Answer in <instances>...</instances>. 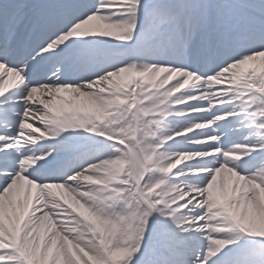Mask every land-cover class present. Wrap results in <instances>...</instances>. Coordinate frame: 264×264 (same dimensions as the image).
<instances>
[{"label":"bare ground","instance_id":"bare-ground-1","mask_svg":"<svg viewBox=\"0 0 264 264\" xmlns=\"http://www.w3.org/2000/svg\"><path fill=\"white\" fill-rule=\"evenodd\" d=\"M39 1L0 0V99L18 109L0 127V264H139L146 251L140 264H264V0ZM38 75L60 98L27 87ZM232 93L224 123L212 99ZM39 106L45 132L26 121Z\"/></svg>","mask_w":264,"mask_h":264},{"label":"rangeland","instance_id":"rangeland-1","mask_svg":"<svg viewBox=\"0 0 264 264\" xmlns=\"http://www.w3.org/2000/svg\"><path fill=\"white\" fill-rule=\"evenodd\" d=\"M242 1H244V2H248V3H250V4H253L254 2L252 1V0H242ZM93 12V11H92ZM78 17V16H77ZM76 18V17H75ZM79 19H80V17H79ZM79 19H70V21L67 23V29H65V30H69L70 28H72V24L74 23V22H76V21H78ZM75 20V21H74ZM74 21V22H73ZM73 22V23H72ZM263 23H264V21H263ZM73 26H74V24H73ZM184 30V31H187L189 34L192 32V35L193 34H195L196 32H197V30L198 29H194L193 28V26H191L190 24H187V25H185L184 27H180V30ZM260 32H263V30L262 29H259V28H257ZM5 30V29H4ZM57 32V33H56ZM55 32V35H53V37H51V38H54V36H56V34H61V33H63L64 31H63V29H60V30H57ZM256 35H258L259 36V34L258 33H256ZM50 39H47L46 41H44L45 43L46 42H48ZM42 44V43H41ZM29 44H27V52H28V48H29V46H28ZM176 47L178 48V49H180V50H184V45L182 44V45H180V44H176ZM216 50V49H215ZM218 50V49H217ZM27 54H29V52L27 53ZM39 54H40V52H37V53H35V55L34 54H32V55H30V58H32V59H34V61L31 63V67H35V66H37L38 64H39V62L41 61V57L39 56ZM8 55H10L11 57H10V59H12L13 58V54H10V52H9V54ZM218 53L216 54V57L215 58H217L218 57ZM7 59V58H6ZM222 59V58H221ZM9 60V59H8ZM67 61L68 60H63L59 65L58 64H50L51 66H50V68H51V70H56L57 69V71L58 70H62V69H66V67H67ZM212 62V61H211ZM236 62V60H234V59H230L229 60V65L230 64H232V63H235ZM6 64H8L6 61H2V65L4 66V65H6ZM20 65V63H17V64H14L13 66L14 67H17V66H19ZM120 65H122V64H120ZM120 65H119V67H120ZM178 65H182V66H184V68L182 69V70H179L178 68L180 67V66H178ZM225 66H222L221 68H224ZM171 70H173V72H174V70H175V72H179V74H183V75H186L187 74V71H188V69H187V71H186V69L185 68H187L186 66H185V64H182V63H180V62H176V63H173L172 65H171ZM185 69V70H184ZM24 74V73H23ZM133 74H137V72H134ZM208 75H213V74H208ZM207 75V76H208ZM221 75V77L220 78H218V79H220V80H222V81H224V82H226L227 84H230L231 83V81L229 80V78H226L228 75H229V73H221L220 74ZM185 78L183 77V80H184ZM26 84H27V87L29 88V89H31L32 90V92L33 93H36V91H41L42 90V92H43V90H46L47 91V93H45V92H43L42 94H41V97H42V99H44V100H46V102H50V101H52L53 99H55V98H57L58 99V97L56 96V90H55V87L53 86V87H48V86H46L47 84H46V82H45V79H44V77L43 76H41V75H38L36 78H26ZM225 87V86H224ZM194 95V93H191V92H188V93H184L180 98H179V103H181L182 104V102H186V101H190V100H192V98L194 97L193 96ZM26 96H28V97H30L29 95H26ZM60 98V97H59ZM107 100H109V99H107ZM36 102H39V99L37 98L36 100H35ZM212 101L213 102H215V103H219L220 104V101H223V103L222 104H224V106H228V107H226L223 111H217L216 112V114L217 115H220V114H222V115H224V123H227L230 119H231V116L233 115V113L234 112H237V111H239V109H240V107H239V103H240V101H241V96H239V94H235V93H232V94H226V95H222V94H218V96H217V98L216 99H212ZM14 104V105H13ZM15 102H13V96H7V97H3V98H1L0 99V127H1V125H3V128H13V113H16V112H18V109H16V107H13V106H15ZM40 108H42V106H39V107H37V109L36 110H33V112H30V113H28L33 119H29V120H26L30 125H31V127L32 128H34V129H36V130H38L39 132H45L46 131V125H43L42 123L43 122H46L49 118H50V115L48 114V113H44V109H42V110H40ZM194 108V107H193ZM34 109V108H33ZM189 110L191 111V109H187V111H183V113H186V112H189ZM3 112H5V114L6 115H9L8 117H3L1 114L3 113ZM44 114V115H41V114ZM39 121V122H38ZM222 122V123H223ZM0 135H4V133H3V131H1L0 130ZM36 136H38V135H35L34 137H36ZM0 152H1V150H0ZM3 170H1L0 169V174H1V172H2ZM178 175V172H174V173H172L171 174V179L172 180H175V179H177V177H172V176H177ZM0 178H1V175H0ZM196 190V189H195ZM182 196H180V195H177L176 197H175V199L173 200V202L172 203H177V202H180V201H182ZM136 211H139L141 214H143V215H145L146 214V211H145V209L144 208H141V209H139L138 207H135L134 208ZM151 212V211H150ZM64 218H66V216H64ZM189 231V228L188 227H185V226H182L181 228H180V232H181V234L182 235H185V233H187ZM209 235V233L207 232V231H203L202 232V234L201 235H199V236H204V235ZM196 237V236H195ZM147 255H148V252L146 251L142 256H141V258H140V260L138 261V263L140 264V261H143V260H145V258L147 257ZM204 260H201V259H196V260H194V259H192L191 257H190V255H183V257L181 258V262H179L178 264H199V263H201V262H203ZM137 262V261H136Z\"/></svg>","mask_w":264,"mask_h":264}]
</instances>
